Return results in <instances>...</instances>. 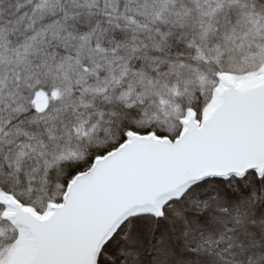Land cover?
<instances>
[{"label": "snow or ice", "instance_id": "obj_1", "mask_svg": "<svg viewBox=\"0 0 264 264\" xmlns=\"http://www.w3.org/2000/svg\"><path fill=\"white\" fill-rule=\"evenodd\" d=\"M0 264H264V0H0Z\"/></svg>", "mask_w": 264, "mask_h": 264}]
</instances>
